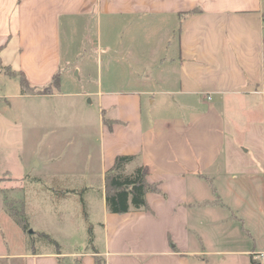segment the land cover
Listing matches in <instances>:
<instances>
[{
  "label": "crops",
  "instance_id": "1",
  "mask_svg": "<svg viewBox=\"0 0 264 264\" xmlns=\"http://www.w3.org/2000/svg\"><path fill=\"white\" fill-rule=\"evenodd\" d=\"M93 55L107 68L105 86L89 77ZM19 75L30 88L54 75L59 83L27 93ZM66 79L96 83L72 93L61 89ZM72 94L96 99L95 146L74 145L64 173H40L43 162L32 154L26 172L11 176L40 128L38 145L59 141L60 124L34 118L39 105ZM117 155H136L133 165L156 186L145 195L147 209L106 210L104 173ZM62 158L57 152L49 161ZM4 176L20 186L49 179L38 197L20 198L29 228L42 210L62 205L52 198L76 204L85 224L100 227L92 248L87 238L67 246L52 237L48 218L29 237L46 233L59 250L5 246L0 260L8 264H251L250 257L264 264V0H0ZM95 199L100 213L92 218Z\"/></svg>",
  "mask_w": 264,
  "mask_h": 264
},
{
  "label": "rangeland",
  "instance_id": "2",
  "mask_svg": "<svg viewBox=\"0 0 264 264\" xmlns=\"http://www.w3.org/2000/svg\"><path fill=\"white\" fill-rule=\"evenodd\" d=\"M89 54V53H86ZM76 55V54H75ZM87 70L90 74V79L94 80L97 78V75L101 77L102 84L105 86L106 79H107V68L105 67V64H102L99 66V68L96 65V61L94 59V55L90 56L87 62ZM101 70V71H100ZM95 81L84 83V88H88V85L93 87L95 85ZM87 86V87H85ZM46 87H49L50 90H55V84L50 83L44 87L41 88H26L24 92H30L34 94H41L46 93L45 89ZM82 86H76L74 83H71L70 81L64 80L61 84V89L65 92H72L75 93V90L80 92V90H84ZM43 105V107H39L38 110L35 111L34 118L38 121H45L47 122V127H53L55 124H60V128L58 129L59 132H57V139L59 140L58 143L53 140V137H50L51 139L47 141L44 145L37 144L40 137L43 138L44 130H39V133L41 134H35L32 136V142H28V140L25 141V148L22 150L21 155L23 154V163L20 164L13 162L11 169H10V175L11 176H17V178H20V176L26 172L24 169H26V166L29 163L30 155H38L40 156L41 161L43 162L41 164V168L39 169V172L48 175L49 174H59L64 173L68 170H63L62 167L64 165V161L66 159L73 158L72 154L75 151V146H86L92 147L95 146L94 143H97V135H96V129H97V123L99 122V119L97 121L98 116L100 113L97 112L98 106L96 99L92 100V103L87 104L86 99L80 96H76L75 94H72L71 97H60L56 99H52L49 101H45L44 103H41L39 106ZM102 119L107 117V114L102 111ZM80 123H83L82 126V134L81 138H79V132H80ZM63 128V129H62ZM48 132H51V130H48ZM51 136V135H50ZM75 138L77 141L75 142ZM36 139V140H35ZM49 139V138H47ZM42 141V139H41ZM77 143V144H76ZM37 144V145H36ZM67 144V151L66 154H64V149L66 148L64 145ZM72 144V145H70ZM75 145V146H74ZM247 145H242V150H248ZM251 148V147H250ZM252 149V148H251ZM251 149L248 150L249 153H247L249 156L253 154ZM68 151H71L69 153ZM59 152L63 158L56 162H50V158L53 154ZM47 159V160H46ZM46 160V161H45ZM15 161V160H14ZM60 167V168H58ZM38 172V173H39ZM24 184L21 185V179H15V181L9 177H0V205L3 207L2 210H0V251L4 250L11 253L15 250H22L25 245L30 244L34 245L35 247H41L44 244H47L49 246H53V244L46 242L43 238L37 236V235H30L29 237V231H33V229L36 228V226H43L48 223V218H50L51 222L50 228H52L53 232V238L57 240V238L62 241L64 244H67V246L70 245L71 241L76 239L78 242H83L87 238V242L90 248L96 245L97 240V231H100V227H97V225H89L92 220H89L88 224H85L83 220V211L81 215V211H79V206H76V204H69L65 203L63 201L53 200L56 204H62L60 207H56V209L47 210L44 209L38 214V218L31 220L33 221L32 225L27 231H19L18 227L14 222L11 220V218H7L2 215L3 212L6 211V201H13L17 207L20 206L21 200L20 198H29L33 199L35 196L38 197L39 193L47 188L48 178L42 179L43 183L39 182V179L35 178H28L24 179ZM80 180V179H79ZM83 182L86 181V183H89L91 180L94 179H82ZM94 183V181H92ZM19 187V189H17ZM13 189V190H12ZM43 201L50 202L48 198L42 197ZM52 203V202H51ZM95 206L94 210L92 208L91 217L96 218L98 217L100 211L97 210V207L99 205L98 200L95 199V203H93ZM87 213H89L87 207H86ZM89 217V214H88ZM90 218V217H89ZM47 222V223H46ZM54 240V239H53ZM5 246H7L5 248ZM29 247H27L26 250H28ZM8 253V254H9ZM215 261V260H214ZM208 262L211 263V259L208 258ZM0 264H8L5 261L0 260Z\"/></svg>",
  "mask_w": 264,
  "mask_h": 264
},
{
  "label": "trees",
  "instance_id": "3",
  "mask_svg": "<svg viewBox=\"0 0 264 264\" xmlns=\"http://www.w3.org/2000/svg\"><path fill=\"white\" fill-rule=\"evenodd\" d=\"M21 91L24 92L26 88L30 89L29 84L23 75H19ZM50 83L58 86V77L54 75ZM46 93L50 92V88L46 87ZM136 155H117L112 166L104 173V193L106 210L110 213L122 214L129 211L145 210L147 209L145 195L147 192L156 191L155 185L146 181V169L141 165H133ZM130 166V168H129ZM6 212L11 220L21 231L29 229L28 222L24 216L22 203L17 207L15 203L6 201ZM46 242L53 244L56 250L59 246L48 234L39 232L37 234ZM250 263L256 264L254 259L250 257Z\"/></svg>",
  "mask_w": 264,
  "mask_h": 264
},
{
  "label": "water",
  "instance_id": "4",
  "mask_svg": "<svg viewBox=\"0 0 264 264\" xmlns=\"http://www.w3.org/2000/svg\"><path fill=\"white\" fill-rule=\"evenodd\" d=\"M31 231H29V233H30Z\"/></svg>",
  "mask_w": 264,
  "mask_h": 264
}]
</instances>
